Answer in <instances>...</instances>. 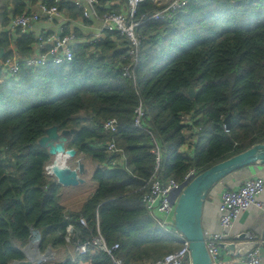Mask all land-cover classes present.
<instances>
[{
  "label": "trees",
  "instance_id": "1",
  "mask_svg": "<svg viewBox=\"0 0 264 264\" xmlns=\"http://www.w3.org/2000/svg\"><path fill=\"white\" fill-rule=\"evenodd\" d=\"M13 1L7 28L29 13ZM159 9L153 2L137 9L135 21L146 17L136 29L137 62L126 35L106 32L81 45L78 37L70 63L24 66L17 81L0 83V264L24 261L34 234L45 253L99 232L120 245L125 264L155 263L170 245L143 201L158 165L154 151L161 154L160 180L182 182L191 170L204 172L264 144V0H191L165 20L148 21ZM16 33L17 40L0 34V46L11 40L21 58L33 54L38 38ZM127 66L130 75L121 71ZM112 119L116 130L106 131ZM52 127L75 130L68 148L96 166L97 188L76 211L61 204L60 186L45 171L52 157L38 141ZM207 135L208 146L201 144ZM70 226L75 236L68 242ZM85 258L109 261L104 253Z\"/></svg>",
  "mask_w": 264,
  "mask_h": 264
},
{
  "label": "built area",
  "instance_id": "2",
  "mask_svg": "<svg viewBox=\"0 0 264 264\" xmlns=\"http://www.w3.org/2000/svg\"><path fill=\"white\" fill-rule=\"evenodd\" d=\"M129 8L128 14L116 12H98L99 0H70V2L80 9L85 20H94L99 26L97 28V40L106 32H120L126 35L132 45L131 56L133 61L138 60V50L141 40L137 36L136 29L142 24V21H135V15L138 7L146 2H153L160 6V0H124ZM191 0H174L168 6L158 10L149 16L148 21H161L167 17L182 11ZM60 0H38L39 11L36 13H25L17 16L11 23V31L20 32L21 34H30L34 25L46 19L55 22L62 18L63 13L59 6ZM147 22V21H146ZM38 43L35 46L33 54L27 58L10 57L2 61V66L10 79L16 78L23 66L31 68L44 67L47 64L56 66L70 63L74 59V49L79 40L74 33L59 36L39 34L37 36ZM130 66L121 68L125 75H130ZM144 113L141 109L137 110L135 125L141 127ZM117 121L112 119L104 124L106 131H115ZM110 151L115 150L113 143L109 146ZM156 161L158 163L154 175L146 187L144 195V204L148 212L154 217L157 225L165 231L172 232L177 240L180 241V248L174 252L168 253L154 264H193L190 255V244L188 240L175 228V208L177 202L185 188L198 174L195 170H191L182 182L175 179L166 181L160 180L159 164L161 154L159 150H155ZM264 194V179L257 177L248 180L243 186L236 190L225 191L221 194L218 213L220 229L214 233H206V245L208 253L213 264H264L261 250L258 248L251 250L244 257H232L225 259L223 257L222 244H232L230 231L234 224L239 220L240 216L251 209H256L264 214V201L261 196ZM82 224L86 226L85 221ZM67 241L71 242L74 235L73 227L68 228ZM41 237L34 234L26 252L33 251L39 254V245ZM120 245H110L107 240L99 232L97 236L88 240H77L74 243V262L78 264L80 260L93 253H104L109 259L108 264H125L124 260L118 255ZM27 254V253H26ZM27 256H29L27 254ZM30 258V257H29ZM46 261V260H44Z\"/></svg>",
  "mask_w": 264,
  "mask_h": 264
},
{
  "label": "crops",
  "instance_id": "3",
  "mask_svg": "<svg viewBox=\"0 0 264 264\" xmlns=\"http://www.w3.org/2000/svg\"><path fill=\"white\" fill-rule=\"evenodd\" d=\"M20 4L24 7L26 6V12L36 13L39 11L38 0H19ZM174 0H160V6L158 8H163L168 6ZM65 2L61 5L63 16L61 19L56 20L55 22H50L46 19H43L37 22L34 25L32 33L30 35H34L37 37L39 34H47V35H55L59 36L62 32L64 34L74 33L76 34L82 42L78 43V45L85 44L84 42L88 41V43L94 42L97 40V28L99 24L94 20H85L83 18V14L79 10H73L71 6L70 0H60V3ZM7 7V10L5 9ZM17 5L13 0H0V34L8 33L10 37L17 40L20 36L16 33V31H11V25L8 26V21L10 22L15 16L14 12L16 11ZM75 9V8H74ZM160 10V9H159ZM129 8L124 0H99L98 12H116L128 14ZM82 14V15H81ZM8 23V24H5ZM101 36L100 38H102ZM77 45V46H78ZM0 49L3 50V56H0L1 65L3 61V57L8 54H12L17 58H21L15 43L13 41H9V44L6 46H0ZM34 53V52H33ZM28 57V56H27ZM25 57V58H27ZM23 58V59H25ZM24 67V66H23ZM27 67V66H26ZM1 79L0 83H5L9 81H17L16 79H10L6 74L3 66L1 67ZM86 168L88 169V176L86 178L87 182L83 185L77 187H62L60 186V202L68 211H76L81 208L83 203L76 210H72L73 208H69L63 202V191L65 189H76V191L83 190L88 188V190L84 191L81 197H91V195L95 192L97 188V184L93 182V174L96 166L91 161H85ZM260 177L264 179V164H255L243 169L236 171L235 173L226 177L223 181H221L217 186L211 190L206 198L204 210H203V228L206 233H214L220 229L219 223V213H218V205L220 196L223 192L229 190H236L243 186L248 180ZM52 180L56 182V180L50 177ZM57 184V182H56ZM58 185V184H57ZM261 199L264 201V194L261 196ZM153 217V216H152ZM156 218V216H154ZM153 217V218H154ZM164 231L165 238L164 243L169 244L168 249L164 252H174L180 248V241L174 236V234L170 231ZM231 241L235 244H239L242 242H247L246 240H239L240 236L244 234H248V240L255 244V248L261 250L263 261H264V214L263 212L251 209L247 212H244L239 220L234 224L233 228L230 231ZM232 243V244H234ZM56 251H64L65 256L62 258H72L74 260V247L68 246L66 248H61ZM56 251L48 250V254L55 253ZM164 256V255H162ZM161 256V257H162ZM161 257L159 259H161ZM223 257L225 259L232 258L225 250H223ZM241 258V257H240ZM158 259V260H159ZM78 264H92L91 260L88 258H84L80 260ZM154 264V263H151Z\"/></svg>",
  "mask_w": 264,
  "mask_h": 264
},
{
  "label": "water",
  "instance_id": "4",
  "mask_svg": "<svg viewBox=\"0 0 264 264\" xmlns=\"http://www.w3.org/2000/svg\"><path fill=\"white\" fill-rule=\"evenodd\" d=\"M0 56H3L2 49H0ZM191 95H194L193 90H191ZM229 122V117H227L224 120L227 130H229ZM74 133L75 130L59 131L58 127H52L47 129L45 135L38 141V145L47 150L52 157V161L45 167V171L46 168L55 165L56 157L54 154L71 152V156L67 159V167L64 170L46 171V174L54 178L57 184L62 187L83 185L87 182L85 177L89 174L84 158H78L74 163H69L70 160L77 158L76 150L68 148ZM255 164H264V144H257L212 166L198 174L185 186L175 208V228L188 240L193 264H213L208 253L202 221L204 205L209 192L229 175ZM248 238V234H244L240 236L239 240H246L247 242L222 244L221 247L231 257H244L255 248V244L250 242ZM18 264L31 263L27 260V262L22 261Z\"/></svg>",
  "mask_w": 264,
  "mask_h": 264
},
{
  "label": "rangeland",
  "instance_id": "5",
  "mask_svg": "<svg viewBox=\"0 0 264 264\" xmlns=\"http://www.w3.org/2000/svg\"><path fill=\"white\" fill-rule=\"evenodd\" d=\"M103 37H104V35H103ZM188 120H191V115L190 114L186 115L185 120L182 123L183 126H185V127L187 126L186 123H187ZM210 139H211V137H210ZM192 140H193V138H192ZM208 140H209V136L207 135L206 138H205V141H203L201 144L204 143V145L208 146ZM193 141H195V140H193ZM78 158L79 157H77V158H75L73 160H70L69 163L70 164L74 163V161L76 159H78ZM85 178H87V177H85ZM86 190H88V188H85V189L80 190V191H76V189H65L63 191V199H64L63 202L69 208H73L72 210H76L78 207H80V205L82 203L84 204L89 199V197L88 198L87 197H81L82 193L84 191H86ZM29 245H30V242L27 245V247L29 249H31V247H29ZM29 249H28V252H26V253L29 256H31L32 259H33L32 261H29L31 264H45V262L47 260L56 261V260L62 259L65 256L64 251H62V252L56 251L55 253H50L48 256H46L48 254V252H45V253H41L40 252V254H41L40 255V254H34V252L31 251V250L29 251ZM25 260H26L25 262H27L28 258H26ZM44 260H46V261H44ZM48 262H50V261H48Z\"/></svg>",
  "mask_w": 264,
  "mask_h": 264
},
{
  "label": "clouds",
  "instance_id": "6",
  "mask_svg": "<svg viewBox=\"0 0 264 264\" xmlns=\"http://www.w3.org/2000/svg\"><path fill=\"white\" fill-rule=\"evenodd\" d=\"M18 76L16 78H18ZM16 78H14V79H16ZM54 155L56 157V163H55V165H53V166H51L49 168H46V171H49V172H57V169L64 170L67 167V159L71 156V152H64V153H61V154H54ZM32 237H31V239H32ZM30 242H31V240H30ZM40 243H41V240H40ZM39 248H40V245H39ZM38 252L40 254V250ZM25 255H26V258H28V261H32L33 260L31 256H27L26 251H25ZM48 255L49 254H47L46 256H48ZM24 261H26V260H24Z\"/></svg>",
  "mask_w": 264,
  "mask_h": 264
}]
</instances>
